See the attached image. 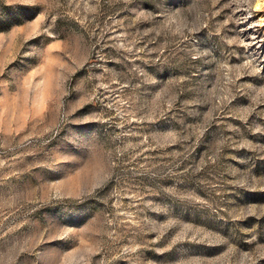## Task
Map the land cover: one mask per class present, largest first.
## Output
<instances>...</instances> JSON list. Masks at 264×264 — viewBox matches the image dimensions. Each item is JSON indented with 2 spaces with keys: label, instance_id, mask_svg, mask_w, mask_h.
<instances>
[{
  "label": "rangeland",
  "instance_id": "rangeland-1",
  "mask_svg": "<svg viewBox=\"0 0 264 264\" xmlns=\"http://www.w3.org/2000/svg\"><path fill=\"white\" fill-rule=\"evenodd\" d=\"M0 264H264V0H0Z\"/></svg>",
  "mask_w": 264,
  "mask_h": 264
}]
</instances>
